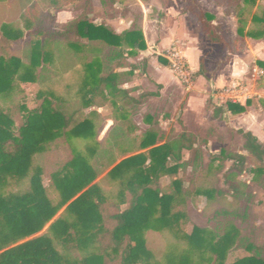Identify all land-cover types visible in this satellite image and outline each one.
<instances>
[{"label":"trees","instance_id":"obj_1","mask_svg":"<svg viewBox=\"0 0 264 264\" xmlns=\"http://www.w3.org/2000/svg\"><path fill=\"white\" fill-rule=\"evenodd\" d=\"M76 1L79 0L50 3L52 8L62 9ZM249 3L255 1L228 0L226 7L239 18V37L264 39V9L253 16V28L246 32L248 24L241 19L242 5ZM38 25L28 34V63L9 51L11 43L23 39V31L2 26L0 99L12 100L21 92V84H46L58 75L51 65L58 66L62 74L84 67V92L81 102L68 103L49 94L35 110L21 107L25 115L19 127L0 109V264H160L150 248L149 233L169 234L187 245L182 252L170 251L167 264H226L233 249L250 256L232 264H264V246H257L244 229L233 224L216 231L194 227L191 233L187 232L189 218L181 210L184 199L193 194L213 198V191L194 193L185 189L178 178L188 163L184 151L200 159L192 137L183 132L160 141L156 133L146 132L138 139L128 140L131 145L126 148L127 142L121 144L127 136L116 130L105 139V148L95 141V124L100 117L95 111H85L112 108L118 106L119 99L128 100V93L119 89L117 63L127 54L134 56L137 50L146 48L143 33L116 34L86 19L70 23L63 32L51 30L46 20ZM71 36L81 42L70 41ZM106 49L112 53L104 59ZM159 61L171 65L161 56ZM257 64L264 69V62ZM250 104V100L246 106L229 103L228 111L240 115ZM239 133L254 163L249 173L255 183L263 182L264 188V147L251 133ZM64 139L70 144L73 140L94 143L82 153L70 145H59ZM99 148L108 150L109 156L108 163L98 169L93 162ZM36 160L43 162L35 165ZM231 160L242 164L246 159L238 156ZM102 176V180L119 188L110 199L97 182ZM28 177L27 192L9 196L1 193L11 180L22 182ZM229 178L238 182L239 189H234L231 211L223 215L241 217L238 203L246 197L248 186L238 181L235 174ZM47 179L48 187L44 183ZM162 179L171 183L162 186ZM49 189H53L54 199ZM47 225V232L38 236Z\"/></svg>","mask_w":264,"mask_h":264},{"label":"rangeland","instance_id":"obj_2","mask_svg":"<svg viewBox=\"0 0 264 264\" xmlns=\"http://www.w3.org/2000/svg\"><path fill=\"white\" fill-rule=\"evenodd\" d=\"M150 0H79L73 2L62 9L52 8L51 0H0V39L2 38L1 28L3 25H9L14 30L23 31V39L17 43H11L9 51L14 56L21 58L25 63L29 62L30 38L28 34L34 31L42 20H46L51 30L55 32H63L67 29L68 25L77 20L86 19L96 25L107 26V23L119 21L122 18L130 16L138 22L140 18V5L141 3H148ZM255 4H243L244 13L241 19L247 24L250 23L251 17L254 13L260 15L261 10L264 9L262 0H254ZM264 1V0H263ZM180 5H185V8L190 10L192 8L191 0H179ZM258 6V7H257ZM193 8L194 5H193ZM195 11V10H194ZM63 12H65L63 14ZM198 13V12H196ZM72 20V21H71ZM138 27V26H136ZM253 26L251 25L250 29ZM70 41L81 42L77 37H69ZM264 42V40H262ZM84 41H82L83 43ZM176 49L178 47H175ZM112 50L106 49L102 54V58L106 59L110 56ZM177 56H173V55ZM166 56L170 60V71H173L172 60L174 58H181L185 64L186 60L180 55L179 48L177 51L170 50ZM116 64V63H115ZM114 64V66H115ZM117 66V75L119 68L128 67L129 64L126 58L121 61ZM188 66V64H187ZM255 63L250 66V75L254 84L264 85V69L254 71ZM57 72V76L52 78L46 84H21V92H19L12 100L3 101L0 99V109L7 112L14 120L16 127L21 126L22 118L25 115L20 111L21 107H25L32 111L39 108L49 94L55 98L65 100L66 102H81L83 98L82 83L85 75L84 67H77L68 74H62L58 66H50ZM189 68V66H188ZM190 71V69H189ZM172 73V74H173ZM192 83L187 86L181 81V86L190 89L195 84V72L190 71ZM175 74V73H174ZM173 74V75H174ZM176 78V74L174 75ZM250 80V81H251ZM123 81V77L118 75V85ZM206 94L209 98L206 100L205 105H200L198 108L199 116L202 120L198 121L197 115L190 114L184 117L186 124L180 121L182 115H178L180 123L182 124H166L165 126H155L156 124H119L126 119L129 120L130 115H135L137 119H141L138 114L134 112L133 102L129 100L119 99L118 106L112 108H91L85 111L89 114L95 111L99 114V120L95 124V141L100 145V148H105V135L110 129L111 136L116 130H120L124 134L125 139L121 146L124 145L129 148L132 137L139 138L146 132H154L158 135L160 141L166 140V135L170 130L174 133L172 137L185 132L188 136L192 137L196 143L200 154V159L195 158L192 152L188 153L185 158L186 167L180 170L178 178L183 181L184 188L194 191H213V198L209 199L205 196H198L193 194L190 198L184 199V204L181 210H184L189 218L187 232L191 233L194 227L206 231H216L220 228L233 224L246 231V235L257 245L264 246V188L262 184L253 181V175L249 170L254 166L251 158H247L242 164H237L236 160L232 161L231 158L236 159L238 156H247L248 152L245 151V140L241 133L237 131V124L229 119V116L222 114L216 102L211 99V90L207 88ZM251 101L257 103L256 97L251 91H248ZM249 101V100H248ZM134 107V108H133ZM161 107V106H160ZM149 110L154 109L155 106L150 104ZM159 108V107H157ZM162 108V107H161ZM112 121L115 124H109ZM162 134V135H161ZM71 143V142H70ZM65 139L61 140L59 145L63 147L70 145L79 152H85L88 144L92 145L94 140L91 141H72V144ZM99 148V149H100ZM104 150V149H103ZM221 152H223L221 154ZM108 150L102 151L98 154V158L94 160L93 165L98 169L108 163ZM115 157L117 155L115 154ZM64 160V159H63ZM62 160V161H63ZM121 161V160H120ZM120 161H117L120 162ZM35 165L42 164L43 161L36 160ZM52 161H49L51 163ZM61 162V161H60ZM49 166V165H48ZM236 175L238 181H243L247 184V195L245 198L239 199L238 208L240 209L241 217H227L223 215L224 212L231 211L230 202L235 197L234 189H239L237 181L229 178V175ZM103 176L99 178L100 186L104 190V194L112 198L117 195L118 186L111 181L102 180ZM30 178L24 181L11 180L3 189L1 193L4 196L11 194H23L30 189ZM45 186H49L48 179L45 180ZM169 179H162V186L170 184ZM50 190V196L54 199L55 196L53 189ZM48 227L39 234L42 235L47 232ZM149 245L154 250L155 259L160 264H167L166 256L176 249L182 252L187 248L185 243H180L174 240L169 235H156L153 233L148 234ZM250 256L249 253L233 249L229 252L226 264H232L237 259Z\"/></svg>","mask_w":264,"mask_h":264},{"label":"crops","instance_id":"obj_3","mask_svg":"<svg viewBox=\"0 0 264 264\" xmlns=\"http://www.w3.org/2000/svg\"><path fill=\"white\" fill-rule=\"evenodd\" d=\"M191 1L192 8L188 10L185 5H180L179 0H150L147 4H139L141 12L138 22L128 16L106 24L116 34L141 31L146 43L144 50H137L134 56H125L128 67L119 68L118 75L123 77L119 89L128 93L135 114L141 116V119H137L134 114L130 115L129 120L123 123L156 124V127L182 124L180 121L186 124L185 116L193 113L199 116L198 108L205 105L209 98L206 94L209 88L212 101L217 103L222 114L237 124L238 133H251L264 147V85L254 84L251 80L254 75L249 72L253 62L255 72L263 70L257 63L264 62V39L238 36L239 18L227 9L228 0ZM254 15L256 13L252 15L246 32L252 25ZM175 47L179 48L190 71L195 72L196 81L191 90L186 87L184 90L180 79L170 71V66L159 61L160 56L169 60L166 54L172 49L177 51ZM235 86L239 87V99L235 105L246 106L248 100L251 102L246 112L240 115L229 112V102L216 96L219 90ZM248 91L258 97L257 103L251 101ZM150 104L155 108L149 110ZM178 115H182L180 121ZM201 118L199 116L198 121ZM108 123L115 124L112 121ZM172 133L174 131L170 130L165 138ZM188 153L183 152L185 161ZM242 157L250 158L249 154Z\"/></svg>","mask_w":264,"mask_h":264},{"label":"built area","instance_id":"obj_4","mask_svg":"<svg viewBox=\"0 0 264 264\" xmlns=\"http://www.w3.org/2000/svg\"><path fill=\"white\" fill-rule=\"evenodd\" d=\"M173 56L177 55L175 54ZM172 63L173 71L176 76L181 79L185 85L190 86L192 83V77L187 64H185L181 58H174ZM216 96L219 100L236 104L239 99V87L235 86L232 88L221 89L217 92Z\"/></svg>","mask_w":264,"mask_h":264}]
</instances>
